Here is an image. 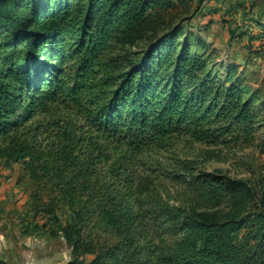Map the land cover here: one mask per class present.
<instances>
[{
    "label": "trees",
    "instance_id": "16d2710c",
    "mask_svg": "<svg viewBox=\"0 0 264 264\" xmlns=\"http://www.w3.org/2000/svg\"><path fill=\"white\" fill-rule=\"evenodd\" d=\"M189 3L0 0V161L33 183L28 232L69 211V264H264V178L159 153L264 130L237 66L182 39Z\"/></svg>",
    "mask_w": 264,
    "mask_h": 264
},
{
    "label": "rangeland",
    "instance_id": "374dc122",
    "mask_svg": "<svg viewBox=\"0 0 264 264\" xmlns=\"http://www.w3.org/2000/svg\"><path fill=\"white\" fill-rule=\"evenodd\" d=\"M189 5L180 13L182 39L190 37L191 50L205 55L220 76L227 65L237 66L243 82L262 97L263 103L255 105L262 118L264 0H190ZM263 132L258 131L250 147L232 143L209 147L173 137L159 153L171 164L188 161L196 171L223 172L256 183L264 178ZM32 190L21 165L0 161V264H69L71 248L60 233L70 221L69 211H59V223L49 230L28 232Z\"/></svg>",
    "mask_w": 264,
    "mask_h": 264
}]
</instances>
